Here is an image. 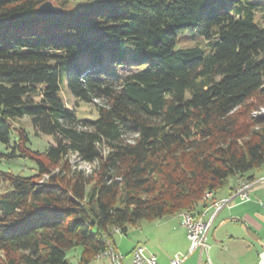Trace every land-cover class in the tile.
<instances>
[{"label":"trees","instance_id":"16d2710c","mask_svg":"<svg viewBox=\"0 0 264 264\" xmlns=\"http://www.w3.org/2000/svg\"><path fill=\"white\" fill-rule=\"evenodd\" d=\"M46 1L67 3L0 0V141L24 116L54 138L34 150L15 128L11 155L37 170L0 172V264H73L76 247L90 264L116 229L194 212L264 165V0H92L43 18ZM63 75L97 118L62 98Z\"/></svg>","mask_w":264,"mask_h":264},{"label":"rangeland","instance_id":"374dc122","mask_svg":"<svg viewBox=\"0 0 264 264\" xmlns=\"http://www.w3.org/2000/svg\"><path fill=\"white\" fill-rule=\"evenodd\" d=\"M93 3L92 0H67L64 5L65 13H73L75 11L84 9ZM258 17L261 23L264 22V13H258ZM264 24V23H263ZM194 45V40L190 42L189 37H182V41L178 43V47L188 46L189 44ZM124 63L127 65V69L132 70L130 65L131 62L128 58H125ZM113 64V63H112ZM117 67L116 62L112 65ZM120 71L123 73H129L126 68L120 67ZM66 75V74H65ZM65 75L61 81V96L68 103L69 106L77 109L79 116L95 119L99 116L97 111V105L95 103H85L80 101L76 105V100L71 95L66 81ZM98 104L101 101H96ZM264 112V111H263ZM12 127V141L10 145H7L0 141V172H14L21 173L24 176L33 175L36 172V162L33 159L25 158L22 156H12L13 143L16 138V127H23L26 129L30 136V147L34 150H44L50 144L54 143V138L50 135L37 134L33 124L29 117H17L11 119ZM78 158L72 157V163L82 167L87 172L92 171V165L80 163ZM6 183L3 181V176L0 174V192L4 191ZM207 201V200H206ZM184 234V229L180 225L179 215L163 217L151 221H142L138 226L129 227L126 233L122 231H115L113 234V240L117 249L123 254H127V259L130 257V252L134 245H145L146 248L154 253L160 262H165L166 257L177 248L179 238ZM81 247H76L69 251L68 258L73 264H79ZM195 255H191V258ZM104 259H95L90 264H105Z\"/></svg>","mask_w":264,"mask_h":264},{"label":"crops","instance_id":"0c3cea01","mask_svg":"<svg viewBox=\"0 0 264 264\" xmlns=\"http://www.w3.org/2000/svg\"><path fill=\"white\" fill-rule=\"evenodd\" d=\"M249 177L256 180L264 177V165L243 177H231L223 188L213 193L212 199L200 202L194 212L206 220L210 219L214 212L212 201L228 197L241 178ZM250 195V200L235 201L233 206L223 208L216 215L208 234V252L198 248L193 252L195 256L191 258V254L183 264H264V182L253 187ZM189 245L184 229L177 248L165 262H159L169 264L175 253H186Z\"/></svg>","mask_w":264,"mask_h":264},{"label":"built area","instance_id":"2783aa9c","mask_svg":"<svg viewBox=\"0 0 264 264\" xmlns=\"http://www.w3.org/2000/svg\"><path fill=\"white\" fill-rule=\"evenodd\" d=\"M264 181L256 179H243L240 181V189L238 192L231 193L227 198L218 199V203L214 205V212L210 219H204L197 214L183 216L180 219V225L186 230L187 238L190 242L189 249L186 253L177 252L170 259L169 264H183L193 252L200 248L201 251L208 252L210 246L208 244V234L213 225L216 215L225 207H231L235 201H248L251 199V191L256 185ZM115 231H119L116 229ZM127 254L120 252L116 245L108 241L107 255L104 257L105 264H161L158 257L150 252L145 245H137Z\"/></svg>","mask_w":264,"mask_h":264},{"label":"water","instance_id":"95a60500","mask_svg":"<svg viewBox=\"0 0 264 264\" xmlns=\"http://www.w3.org/2000/svg\"><path fill=\"white\" fill-rule=\"evenodd\" d=\"M37 13L43 18H56L64 13L62 6L55 5L52 1H46L37 8Z\"/></svg>","mask_w":264,"mask_h":264},{"label":"bare ground","instance_id":"6f19581e","mask_svg":"<svg viewBox=\"0 0 264 264\" xmlns=\"http://www.w3.org/2000/svg\"><path fill=\"white\" fill-rule=\"evenodd\" d=\"M242 180H243V179H242ZM240 181H241V180H240ZM240 181H239L238 186L234 189V191H233L232 193H234V192H238V190L240 189ZM257 181H264V177H262L261 179H257ZM212 196H213V193H212V192H208V193L206 194L207 199H211ZM229 196H231V194H230ZM229 196H228V197H229ZM226 198H227V197H226ZM217 203H218V199L212 203V206L216 205ZM192 214H196V213L193 212V211H183V212H181V213L179 214V218L181 219L183 216H188V215H192ZM107 249H108V247H107L105 250H103V251H101L100 253H98V254L96 255V259H97V258H98V259H104V257L107 255Z\"/></svg>","mask_w":264,"mask_h":264}]
</instances>
